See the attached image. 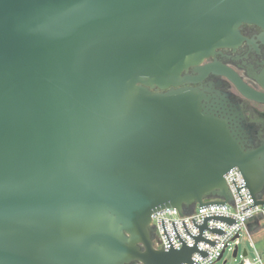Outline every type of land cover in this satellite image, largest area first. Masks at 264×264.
<instances>
[{
    "label": "water",
    "instance_id": "obj_1",
    "mask_svg": "<svg viewBox=\"0 0 264 264\" xmlns=\"http://www.w3.org/2000/svg\"><path fill=\"white\" fill-rule=\"evenodd\" d=\"M243 24L264 29V0H0V264H193L216 244L202 232L224 233L207 222L235 220L192 219L197 237L182 221L191 247L172 222L180 249L161 220L164 251L151 215L231 203V168L264 207V143L180 87L220 74L264 104L229 68L198 67Z\"/></svg>",
    "mask_w": 264,
    "mask_h": 264
},
{
    "label": "built area",
    "instance_id": "obj_2",
    "mask_svg": "<svg viewBox=\"0 0 264 264\" xmlns=\"http://www.w3.org/2000/svg\"><path fill=\"white\" fill-rule=\"evenodd\" d=\"M224 180L232 196L231 203L207 204L202 206L197 205L193 212L188 215L180 214L175 208H165L152 213L150 222L152 230V246L155 249H162L164 251L170 249V243L164 233L161 220L164 221L165 231L174 249H180L182 243L179 241L173 229L172 222L185 245L191 247L194 245V239L186 233L182 221L184 222L187 231L192 236L197 237L199 235V229L194 226L192 219L195 224L202 225L204 222L203 218L211 215H221L230 217L235 220V222L232 225H229L225 222L210 219L207 222V227L221 229L224 233L220 235L211 232L209 229L204 230L202 232V237L215 241L216 244L212 246L203 241H198V250H202L208 255L202 257L198 252H194L191 255L192 260L195 261L193 264H215L217 261L221 260L226 250L234 252L236 249L237 256L240 239L243 237V234L247 236L254 255L256 256V260L251 262L247 258L248 252L246 249H243V258L240 264H264V261L261 259L253 241V236L257 235L262 228L260 224L264 221V207L261 205H254V200L246 188L244 179L237 168H231L226 172L224 174ZM260 199L264 200V197Z\"/></svg>",
    "mask_w": 264,
    "mask_h": 264
},
{
    "label": "flooded vegetation",
    "instance_id": "obj_3",
    "mask_svg": "<svg viewBox=\"0 0 264 264\" xmlns=\"http://www.w3.org/2000/svg\"><path fill=\"white\" fill-rule=\"evenodd\" d=\"M239 30L242 36L239 44L217 49L198 67L217 62L235 72L250 88L264 93L259 83L264 78V29L243 24ZM181 75L199 77L194 67H189ZM180 87L199 88L208 97L207 104L211 108L230 113L246 134L248 146L256 148L264 143V104L242 97L226 77L209 73L198 82H184Z\"/></svg>",
    "mask_w": 264,
    "mask_h": 264
},
{
    "label": "rangeland",
    "instance_id": "obj_4",
    "mask_svg": "<svg viewBox=\"0 0 264 264\" xmlns=\"http://www.w3.org/2000/svg\"><path fill=\"white\" fill-rule=\"evenodd\" d=\"M260 226L262 228L257 235L253 236V241L261 259L264 261V221L261 222ZM243 249H246V251L248 252L247 258L251 262H254L256 260V256L254 255V252L247 239V236L243 234V237L240 239V245L237 256L234 258L233 252L230 250H226L221 260L217 261L215 264H239L243 258Z\"/></svg>",
    "mask_w": 264,
    "mask_h": 264
},
{
    "label": "trees",
    "instance_id": "obj_5",
    "mask_svg": "<svg viewBox=\"0 0 264 264\" xmlns=\"http://www.w3.org/2000/svg\"><path fill=\"white\" fill-rule=\"evenodd\" d=\"M259 197H260V198L264 197V193L260 194Z\"/></svg>",
    "mask_w": 264,
    "mask_h": 264
}]
</instances>
